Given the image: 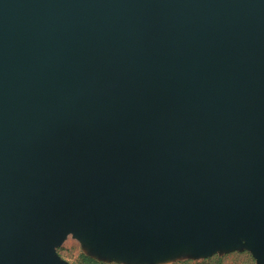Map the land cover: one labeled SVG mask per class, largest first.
Here are the masks:
<instances>
[{"label": "water", "instance_id": "1", "mask_svg": "<svg viewBox=\"0 0 264 264\" xmlns=\"http://www.w3.org/2000/svg\"><path fill=\"white\" fill-rule=\"evenodd\" d=\"M264 264V0H0V264Z\"/></svg>", "mask_w": 264, "mask_h": 264}, {"label": "rangeland", "instance_id": "2", "mask_svg": "<svg viewBox=\"0 0 264 264\" xmlns=\"http://www.w3.org/2000/svg\"><path fill=\"white\" fill-rule=\"evenodd\" d=\"M244 242L230 247L220 248L209 255H194L192 250H182L177 253L157 259L149 264H258L256 258ZM59 256L68 264H148L122 258L111 259L109 256H99L92 253L86 243H82L72 234H68L62 243L56 247ZM92 259V262L85 260Z\"/></svg>", "mask_w": 264, "mask_h": 264}, {"label": "trees", "instance_id": "3", "mask_svg": "<svg viewBox=\"0 0 264 264\" xmlns=\"http://www.w3.org/2000/svg\"><path fill=\"white\" fill-rule=\"evenodd\" d=\"M85 260L89 261V262H92V259L88 258V257H85Z\"/></svg>", "mask_w": 264, "mask_h": 264}]
</instances>
